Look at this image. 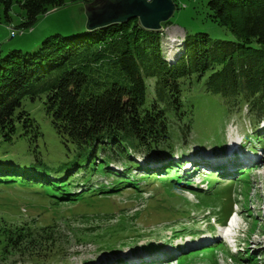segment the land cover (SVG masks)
I'll list each match as a JSON object with an SVG mask.
<instances>
[{
	"label": "trees",
	"instance_id": "1",
	"mask_svg": "<svg viewBox=\"0 0 264 264\" xmlns=\"http://www.w3.org/2000/svg\"><path fill=\"white\" fill-rule=\"evenodd\" d=\"M18 3L24 17L14 29L21 33L50 11L100 4ZM13 5L0 0L6 26ZM203 8L206 19L225 31L223 38L186 31L173 62L164 55V32H148L137 19L86 33L84 27L58 31L0 51V189L40 185L58 203L85 204L137 189L123 180L127 170L115 172L112 163L138 171L134 156L172 153L178 145L184 150L191 130L195 144L226 145V124L234 115L258 127L264 120V0H208ZM46 130L57 136V151L48 148ZM176 163L167 167L172 171ZM165 169L147 170L149 181L167 180L157 174ZM111 172L118 182L94 183V176ZM8 222L0 218V261L23 255L44 264L47 255L59 256L50 225L35 231Z\"/></svg>",
	"mask_w": 264,
	"mask_h": 264
},
{
	"label": "rangeland",
	"instance_id": "2",
	"mask_svg": "<svg viewBox=\"0 0 264 264\" xmlns=\"http://www.w3.org/2000/svg\"><path fill=\"white\" fill-rule=\"evenodd\" d=\"M19 1L23 0H14L11 26L4 23V12L0 8L2 54L20 45H32L58 31L85 28L86 10L79 3L50 11L40 18L32 30L21 33L14 29L20 26L24 17ZM207 2L208 0H178L180 9L176 10L172 18L175 25L168 26L164 31L163 49L169 62H173L181 52L186 31L208 32L213 37L223 38L225 31L206 19L203 5ZM245 112L249 113V109L245 108ZM252 124L246 119L243 125L236 115L232 116L225 128V143L230 146L225 151H220L225 157L229 151H233L231 155L235 158L231 159L234 160L223 166L226 168L224 171L222 163H217V160H222V156L212 154L210 159L216 163L208 162V166H211H207L208 171L201 166V175L192 178L191 183H196L189 188H186L187 185L178 186V179H182L176 169L169 173L173 176L168 177L169 180L152 182L149 181L147 172L132 171L127 172L126 179L132 180L131 183L137 187L134 192L122 189L113 195L108 194L105 198L83 204L58 203L54 193H50L47 188L20 183L14 188L0 189V218L9 220V225L28 227L35 231L51 226L48 231L52 232L55 240L51 246L59 250V256L53 258V255H47L49 260L41 259L47 261L45 264H108L112 260L126 261L135 251L137 254L142 252L140 255L143 256L139 257L152 258V254H144L159 250L160 253L153 254V262L143 264H264V120L258 127V123ZM254 126L256 128L252 130ZM46 134L48 148L54 151L60 149L54 132L46 130ZM196 138L198 137L193 130L188 132L183 149L189 153L185 161H193L199 165L203 149L211 152L217 147L195 144ZM181 147L178 145L175 148L178 150ZM169 156L167 151L151 156L139 154L133 158L143 164L142 168L148 167L157 172L169 164ZM146 160L150 163H146ZM241 160L244 162L240 163ZM194 167L196 166L190 164L184 166L192 173ZM112 168L113 171L120 172L123 167L113 165ZM126 170L132 169L128 167ZM236 171L238 173L235 175ZM111 173L108 176H94V183L97 186L103 183L107 187L113 178L118 182L117 176ZM157 174L159 179L167 178L166 172ZM82 175L78 174L80 178ZM242 176L245 177L241 178ZM196 184L202 187L200 191L195 190ZM231 216L238 223L235 242L217 246L224 231L223 226ZM156 220L163 222L157 224ZM213 237L219 239L210 243ZM134 242H138L137 247L132 246ZM209 244H215V247H210ZM180 245L179 257L184 256L183 259L177 260V255L174 260H158L163 258V253L173 252ZM104 248L115 250L108 251ZM190 250H200V253L190 256ZM136 258L130 259L129 263L133 259L138 260ZM0 264L34 262L28 256L18 255L6 258Z\"/></svg>",
	"mask_w": 264,
	"mask_h": 264
},
{
	"label": "water",
	"instance_id": "3",
	"mask_svg": "<svg viewBox=\"0 0 264 264\" xmlns=\"http://www.w3.org/2000/svg\"><path fill=\"white\" fill-rule=\"evenodd\" d=\"M97 2L100 3L99 6L90 4L85 7L86 24L83 31L85 33L135 19L139 20L144 30L161 33L165 31V25L172 20L177 10L174 0H97Z\"/></svg>",
	"mask_w": 264,
	"mask_h": 264
},
{
	"label": "bare ground",
	"instance_id": "4",
	"mask_svg": "<svg viewBox=\"0 0 264 264\" xmlns=\"http://www.w3.org/2000/svg\"><path fill=\"white\" fill-rule=\"evenodd\" d=\"M237 145H238V144H237ZM237 145H236V146H237ZM236 146H235V147H236ZM219 161L222 162L223 160H220V159H219V160H217V163H219ZM221 162H220V163H221ZM235 220H237V219H234V217H233L232 220H231V225L237 227V226H238V223L235 222ZM157 253H160V250H159ZM140 256H143V255H140ZM151 256H152V258H149L148 256H146V257H145V256H144V257H137L136 259H138V260H134V259H133V260L130 261V264H134V263H136V262H138V263H142V262H144L145 260H150L151 262H153V260L155 259V257H154L153 255H151ZM160 259H161V258H158V260H160Z\"/></svg>",
	"mask_w": 264,
	"mask_h": 264
}]
</instances>
